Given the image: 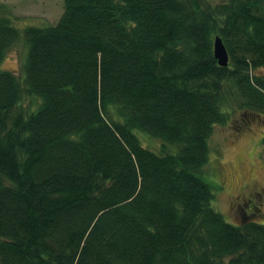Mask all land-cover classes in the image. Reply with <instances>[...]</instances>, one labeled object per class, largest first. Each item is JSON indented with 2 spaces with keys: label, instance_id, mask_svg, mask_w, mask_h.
I'll return each mask as SVG.
<instances>
[{
  "label": "trees",
  "instance_id": "1",
  "mask_svg": "<svg viewBox=\"0 0 264 264\" xmlns=\"http://www.w3.org/2000/svg\"><path fill=\"white\" fill-rule=\"evenodd\" d=\"M0 14V66L25 51L0 69V264H264V223L227 220L204 170L215 125L264 114V0Z\"/></svg>",
  "mask_w": 264,
  "mask_h": 264
},
{
  "label": "rangeland",
  "instance_id": "2",
  "mask_svg": "<svg viewBox=\"0 0 264 264\" xmlns=\"http://www.w3.org/2000/svg\"><path fill=\"white\" fill-rule=\"evenodd\" d=\"M64 1L0 0L4 5L0 13L5 11L17 16L14 23L21 29L29 25L47 26L59 20ZM24 52L22 47L13 48L0 69L21 74ZM253 72L264 75V67ZM142 141L153 149L161 144L148 134L142 135ZM209 143L210 156L204 170L207 180L220 187L216 199L218 210L234 223L242 222L244 212L250 213L245 220L264 223V114H246L236 109L228 123L215 125Z\"/></svg>",
  "mask_w": 264,
  "mask_h": 264
},
{
  "label": "water",
  "instance_id": "3",
  "mask_svg": "<svg viewBox=\"0 0 264 264\" xmlns=\"http://www.w3.org/2000/svg\"><path fill=\"white\" fill-rule=\"evenodd\" d=\"M214 45L215 56L219 60V63L223 66H227L229 63V54L223 40L217 37Z\"/></svg>",
  "mask_w": 264,
  "mask_h": 264
},
{
  "label": "flooded vegetation",
  "instance_id": "4",
  "mask_svg": "<svg viewBox=\"0 0 264 264\" xmlns=\"http://www.w3.org/2000/svg\"><path fill=\"white\" fill-rule=\"evenodd\" d=\"M244 214H245V212H244Z\"/></svg>",
  "mask_w": 264,
  "mask_h": 264
}]
</instances>
